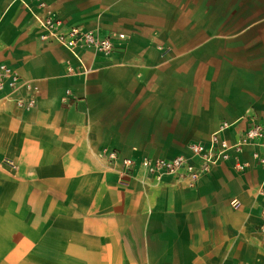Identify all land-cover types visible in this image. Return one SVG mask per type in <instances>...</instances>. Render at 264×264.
<instances>
[{
    "label": "crops",
    "instance_id": "obj_1",
    "mask_svg": "<svg viewBox=\"0 0 264 264\" xmlns=\"http://www.w3.org/2000/svg\"><path fill=\"white\" fill-rule=\"evenodd\" d=\"M41 3L0 0V62L35 87L30 109L15 100L30 91H0V264H264V166L251 157L264 147L194 187L185 172L126 174L106 153L189 156L222 123L230 143L264 127V0ZM34 15L113 37V51L78 61Z\"/></svg>",
    "mask_w": 264,
    "mask_h": 264
},
{
    "label": "built area",
    "instance_id": "obj_2",
    "mask_svg": "<svg viewBox=\"0 0 264 264\" xmlns=\"http://www.w3.org/2000/svg\"><path fill=\"white\" fill-rule=\"evenodd\" d=\"M18 1L26 7H28L30 3H37L42 6L41 0ZM34 18L42 30V35L40 36L41 39L57 42L63 48L68 50L78 61H80L78 52L82 48L98 54H108L113 51V37H103L98 33L83 31L77 28H72L67 33H61L58 31L61 26V21L59 19H56L51 15L45 17L34 15ZM116 37L118 39H123L124 35L118 34ZM19 88L30 91V94L26 100L16 98L17 105L21 108L30 109L35 104V87L30 83L23 81L15 69L0 62V91L9 89L10 92L13 93L18 91ZM227 127L228 125L226 123H222L219 129L210 135L209 140L206 143H189V156L176 155L171 158H145L139 161H134L129 158L119 159L117 152L114 150H108L106 153L110 161H121L126 174L135 166H140L147 173L157 176H181V174L185 172L190 186L194 187L201 172H206L209 166H217L230 159L233 160V169L238 173H242L248 166L247 163L241 162L238 157L243 150L246 147L251 146L264 147V127H262V125L258 123L250 125L233 143H230L221 136V132ZM251 157L259 165L264 166V155L260 156L258 153L252 152ZM192 159L202 163L201 170H198L193 164H189V161ZM261 194H264V191H261ZM234 203L235 201H232V204ZM234 207H236V205H234ZM260 214L261 216H264V207L261 208ZM259 231L262 239H264V224L259 226Z\"/></svg>",
    "mask_w": 264,
    "mask_h": 264
}]
</instances>
